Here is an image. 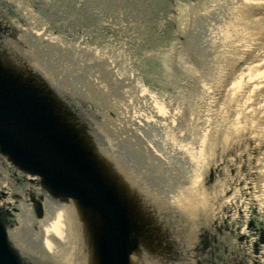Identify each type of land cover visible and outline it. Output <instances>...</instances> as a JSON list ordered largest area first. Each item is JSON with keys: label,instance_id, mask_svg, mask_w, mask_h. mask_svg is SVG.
I'll list each match as a JSON object with an SVG mask.
<instances>
[{"label": "rangeland", "instance_id": "obj_1", "mask_svg": "<svg viewBox=\"0 0 264 264\" xmlns=\"http://www.w3.org/2000/svg\"><path fill=\"white\" fill-rule=\"evenodd\" d=\"M21 1L30 2L0 0V8H7L10 3L19 5ZM47 1V5L41 1V15L36 16V8L31 6L32 11L35 9L32 17L31 11L25 8L21 18L31 19L39 27L42 25L45 32L60 37L61 45L65 47V41L75 43L82 39L87 42L89 37L81 31V27L92 29L100 24L110 27L106 31L96 27L98 31L89 32V41L96 37L99 39L97 42L104 43V46L89 43L90 46L99 51L102 47L107 51L106 59L113 61L118 58L119 64L128 60L126 65L133 68L135 79H142L145 86L157 95L164 93L172 96L169 98L175 110L172 116L176 118L171 119L178 134L169 131L172 135L169 134V139L176 144L185 143L182 141L185 139L190 147L187 151L191 155L190 161L195 160L198 168L209 165L205 167L209 168L208 173L198 175L187 185L198 201L189 199L187 202H197L205 212L210 213L207 222L202 220L198 225L206 222L211 226L229 250L232 241L240 243L239 252L245 253L247 262L253 264L258 232H252L254 229L250 222L255 221L259 227V221L264 220V0H84L88 4L85 7L84 1L71 0V5L67 3L68 8L57 0L55 3ZM51 21L55 22V30L49 24ZM23 24L26 23L19 22L20 26L28 27ZM5 30L8 31L0 30V39L9 36V39L16 40L12 33L9 34L10 29ZM203 44H208L209 52L201 47ZM56 47L61 51L66 49ZM120 50L124 52L123 57L116 54ZM244 51L247 53L243 54ZM23 53L0 48V59L11 56L14 64L29 69L31 74L27 70L25 74L37 81L27 58L31 54L26 56ZM39 55L36 60L40 63L52 66L55 60L60 62V51L55 59ZM66 57L63 56L65 63L66 59L73 57V52ZM90 60L91 64L97 62L93 57ZM93 68L78 67L80 73L71 68L60 76L78 78L79 86L86 84L87 91L93 92L88 89L94 86L88 80V71ZM132 90L135 91L134 87ZM48 91L49 95H53ZM102 91L96 95L93 92V95L98 96L97 100L101 103L107 102L111 106L109 95L112 92L106 94V98L104 92L108 91ZM113 96L116 98L117 95ZM184 128L188 129L184 132L187 136L189 130L192 131L191 137H186ZM111 136L118 138L115 134ZM181 194L185 195L184 192ZM236 210L238 221L234 222L238 224L239 232L243 231L248 236L243 240L247 241L246 245L239 240V233L224 229L220 224L224 219L231 223L230 218ZM17 212L12 210L13 214ZM13 223L14 230L19 225ZM215 225L221 227L220 232ZM162 227L167 230L164 224ZM259 250V256L264 254V244ZM28 258L35 264H54L43 259L39 253L29 254ZM24 264L30 262L25 260Z\"/></svg>", "mask_w": 264, "mask_h": 264}, {"label": "bare ground", "instance_id": "obj_2", "mask_svg": "<svg viewBox=\"0 0 264 264\" xmlns=\"http://www.w3.org/2000/svg\"><path fill=\"white\" fill-rule=\"evenodd\" d=\"M41 1L46 5L49 4L47 0ZM41 1L30 0L29 4L21 1L22 3L20 2L19 5L10 3L7 8L1 6L0 29H10L9 34L12 33L16 40L9 39V36H2L0 43H3L8 49L24 52L23 54H27L26 56L31 54L30 58L27 57L29 65L33 67L31 69L36 77L40 81H45L46 87L50 93H53V95H49V98L55 99L56 109L54 108V111L62 114V124L67 128L70 127L71 132L78 139L87 140L91 149L106 157L105 164L115 171L118 182H121L119 184L129 192H133L132 198L135 200V204L143 209L151 207L157 210L155 213V210H150L152 215L148 213L149 216L152 220H162L167 223L170 235H175L185 242H180V245H188L190 241L197 240L199 237L197 248L203 262L199 260L201 264H205V258L202 257L201 252H204L203 248L210 246L212 242L206 241V235L198 233V222L206 221L210 213L205 212L197 204V196L191 192V187L187 188V185L192 183L198 175L208 173L209 168L205 169V167H209V165L198 168V163L195 160L190 161L191 155L187 153L190 147L185 139L182 140L185 142L183 144L180 142L176 144L169 139V134L172 136L169 131L172 130V134H178V130H175L174 127V121L171 119L172 117L176 118L175 115L172 116L175 114L173 113L175 111L172 108L173 104L169 99L172 96L169 97L164 93L157 95V92L145 86L142 79H135L132 73L133 68L131 65H126L128 60H123L120 64L118 58H114L113 61L109 58L107 60L105 49L101 47L100 52L90 46V44L102 46L104 43L103 41L97 42L99 39L96 37H91L92 41H89V32L98 31L96 27L105 31L110 27H103L101 24L92 29L81 27V31L87 35V38L89 37L87 42L82 39L75 43L65 41L64 44L67 45L65 47L61 45L60 37H56L52 32H45L42 25L39 27L40 25H36L31 19L21 18L22 9L25 8L31 11L30 17H32L35 9L32 11L31 6L36 8V16L41 15V12L39 13L42 6ZM50 1L55 3V0ZM79 1L83 2L84 0ZM238 1L244 2V0ZM57 2L65 8H68L67 3L71 5V0H57ZM83 6H88V4L84 1ZM19 22L26 23L23 25L28 27L20 26ZM54 23L51 21L49 24L55 30ZM46 31L48 30L46 29ZM56 45L66 49L61 51ZM201 47L209 52L208 44H203ZM59 51L60 62L55 60L52 62V66L36 60L40 56L39 54H42V58L55 59L58 57ZM71 52H73V57L66 59L67 63H65L63 56L66 57ZM116 54L121 55L120 57L124 56L122 50ZM61 56L62 58H60ZM91 57L97 62L91 64ZM102 61L104 62L102 63ZM78 67L79 69L94 67L88 71V80L94 86L88 89L95 95L98 92H103L102 90H107L108 92H104L105 97H108L106 94L112 92L109 95V100L112 101L111 106L107 105V102L101 103L97 100L98 96L95 97L93 92L87 91L86 84L79 86L78 78L60 76L62 72L71 68L80 73ZM133 87L135 91L132 90ZM113 94L117 95L116 98ZM63 106H69L70 109L65 112ZM165 107L167 108L166 112L163 110ZM69 110H71L70 114ZM180 118L184 119L183 116ZM185 130L188 129L184 128L183 133ZM113 134L118 138H113L111 136ZM184 134L186 137H191L192 131L189 130L188 136L187 133ZM122 143L130 146L124 147ZM186 160L190 162H186ZM185 163H189V165L187 166ZM202 169L203 172H201ZM0 191H4L7 196L6 199L0 200V208L4 210L9 206L10 208L15 207L18 211L15 216L19 226L10 231V236L15 246L19 250L21 249L24 257L39 253L43 259L54 264H98L93 247L95 233L92 231V225L90 227L88 222L89 218L93 225L94 221L97 222V212L88 210L75 199L54 195L40 176L20 169L1 151ZM182 192H184V196H182ZM27 197L32 198V201H29ZM189 199L197 201L196 204H189L187 202ZM34 200L41 201L42 215L37 212ZM181 201H183L182 204ZM198 210L200 215H198ZM237 213L238 210L234 213L233 218H230V222L232 219L231 223L222 219L220 224L228 225L229 229L239 233L238 238L242 242L248 236L243 234V231L239 232V226L236 224ZM234 220L236 221L234 222ZM252 232L256 233L254 230ZM241 235L244 237L243 239H240ZM165 242L174 245L173 241ZM242 244L246 245L247 241H243ZM240 245L233 241L229 244L230 250L235 254L233 262L235 260L238 262L236 264H244V261L241 260L243 252H239ZM256 260L263 264L264 254L257 256ZM164 262L166 263L165 255L160 251L149 254L146 249L140 247L130 256L131 264H165ZM179 264H185V262L181 261Z\"/></svg>", "mask_w": 264, "mask_h": 264}, {"label": "water", "instance_id": "obj_3", "mask_svg": "<svg viewBox=\"0 0 264 264\" xmlns=\"http://www.w3.org/2000/svg\"><path fill=\"white\" fill-rule=\"evenodd\" d=\"M0 48L10 50L3 43H0ZM26 70L31 74L29 69L14 64L11 56L0 59V151L20 169L40 176L54 195L75 199L88 210L97 212V222L93 220V225L90 218L88 222L95 233L93 247L98 264H131V253L139 247L149 254L160 251L169 264L181 261L201 264L197 248L199 237L188 245H180V240H176L174 235L171 238L167 223L152 220L149 216L150 210L155 209H143L135 204L133 192L119 184L121 182H118L115 171L105 164L106 157L91 149L87 140L78 139L70 127L62 124V114L54 111L55 101L51 96L49 98L45 81L38 78L34 81L33 77L25 74ZM63 109L67 112L70 108L63 106ZM5 195L4 191H0V200H4L2 197ZM39 201L33 202L42 215V203ZM12 210L17 211L15 207L0 208V264H24L25 260L34 264L11 240L13 221L18 222ZM206 222L199 224L198 231L207 236L206 241L212 242L201 252L205 264L238 263L236 260L233 262L234 252ZM259 223L261 225L257 227L255 221L250 222V226L258 232L253 264H260L256 257L264 244V220ZM222 227L228 229L225 224ZM215 228L221 231L220 226L215 225ZM243 238L241 235L240 239ZM165 241H173L174 245ZM247 258L243 253L241 260L244 264L250 263Z\"/></svg>", "mask_w": 264, "mask_h": 264}]
</instances>
